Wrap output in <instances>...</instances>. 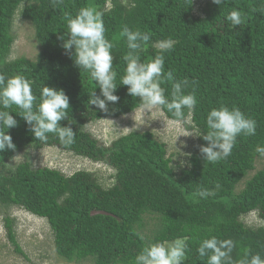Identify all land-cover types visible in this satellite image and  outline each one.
I'll return each mask as SVG.
<instances>
[{
	"label": "trees",
	"instance_id": "trees-1",
	"mask_svg": "<svg viewBox=\"0 0 264 264\" xmlns=\"http://www.w3.org/2000/svg\"><path fill=\"white\" fill-rule=\"evenodd\" d=\"M194 1L63 0L54 8L52 0H0V74L6 79L14 75L28 79L37 104L45 85L63 89L70 109L69 119L61 121V126H71L76 134L71 146L63 145L54 134L41 142L18 115L20 109H7L18 126L6 130L15 152H0V205L20 207L46 220L54 251L66 262L135 264L146 244L186 238L189 251L184 264H207V257L201 258L197 248L212 236L236 242L233 260L242 257L243 249L264 259V169L245 180L261 156L257 147H264V0H224L221 5L207 0L202 16L194 14ZM85 6L103 13L106 38L114 44L118 86L113 94L120 99L108 104V112L88 103L90 93L100 95L99 86L87 71L75 66L71 50L63 49L58 39L68 34L64 12L74 16ZM233 10L244 14V24L233 27L226 19ZM16 14L33 28L40 48L35 61L7 60ZM125 25L150 34L139 53L141 62L158 54L159 42H174L173 49L164 53L165 72L171 70L177 81H189L185 94L193 91L191 82H196L197 104L190 116L185 109V115L198 133V146L208 144L199 135L208 131L209 111L222 105L238 107L255 120V135H239L231 155L218 163L204 161L198 147L187 166L176 168L167 146L150 132H130L107 146L89 134L86 125L108 117L118 119L141 108L139 98L120 85L129 51L126 38L120 35ZM171 83H162L169 98ZM162 113L168 120L181 122L166 109ZM48 147L107 165L114 170L112 186L102 187L93 173L82 170L66 176L56 169L34 168L26 161L7 166L22 150ZM202 188L214 194L195 195ZM95 211L105 214L90 215ZM251 214L258 224L246 223ZM146 218L156 220L150 236L142 232ZM4 228L14 251L23 256L9 217L4 218Z\"/></svg>",
	"mask_w": 264,
	"mask_h": 264
},
{
	"label": "clouds",
	"instance_id": "clouds-1",
	"mask_svg": "<svg viewBox=\"0 0 264 264\" xmlns=\"http://www.w3.org/2000/svg\"><path fill=\"white\" fill-rule=\"evenodd\" d=\"M212 2L221 5L224 0H212ZM61 4L63 0H52L54 8L60 7ZM63 19L67 23L68 34L67 38L64 34L58 35V39L63 41L61 46L66 51L71 50L70 55L74 59L75 66L80 71H87L100 89V95H97L96 91L89 94L88 103L97 106L101 111L108 112V104L118 102L120 97L113 94L118 86L115 83L117 73L113 71L114 44L106 38L103 13L94 7L85 6L74 16L64 12ZM226 19L233 27H237L245 23L246 17L240 11L233 10ZM120 35L126 38L129 49L124 56L126 70L120 85L127 86L129 95L139 98L140 106L145 112L166 109L177 121L190 124L185 109L190 116L197 104L194 91L196 82H191L193 91L185 94V89L190 86L189 81L187 79L177 81L171 70L165 72L164 53L173 49L174 42L171 40L159 42L158 54L151 61L144 63L141 62L139 53L146 48L150 34L139 29L133 31L125 25ZM166 82H172L170 98L162 87V83ZM0 106H2L0 152L8 149L13 152L16 150L11 135L6 134L7 129L18 126V121L7 110L13 106L20 109L18 115L27 121L35 139L46 142L48 134H54L65 146L75 143L76 134L73 128L61 126V121L69 119L68 109H70L69 96L63 89L58 90L45 85L37 104V97L33 94L28 79L22 75H14L6 79L0 74ZM206 125L208 131L199 137L208 144L198 147L204 161L209 163H218L230 156L239 135L251 136L256 132L255 120L246 117L238 107L229 109L222 105L211 109L206 118ZM188 135L192 134L188 133L186 136ZM256 151L264 156V147H257ZM213 194L203 188L195 193L202 198ZM137 235L144 240L142 235ZM235 248L236 242L232 239H218L212 236L200 242L197 252L201 258L207 257V264H264V259H261L259 254L251 255L249 249H243L242 257L233 260L232 253ZM188 251L186 238L150 243L136 255L135 264H184Z\"/></svg>",
	"mask_w": 264,
	"mask_h": 264
},
{
	"label": "rangeland",
	"instance_id": "rangeland-1",
	"mask_svg": "<svg viewBox=\"0 0 264 264\" xmlns=\"http://www.w3.org/2000/svg\"><path fill=\"white\" fill-rule=\"evenodd\" d=\"M207 0L194 1V14L202 16ZM22 6L19 7V10ZM11 34L14 42L8 61L26 58L35 61L39 53V45L34 39V31L30 23L16 14L12 20ZM190 120V119H189ZM85 130L105 146L130 132H150L154 139L167 146V152L176 168L187 166L188 157L198 149V133L193 124L168 120L161 110L145 112L142 108L118 119L104 118L86 125ZM188 133L192 135L186 136ZM29 162L32 167L56 169L66 176L77 171L93 173L100 185L109 188L114 182V170L102 163H94L58 148L48 147L42 150L25 149L7 162V166L15 167L22 162ZM264 169V156L257 157L254 170L249 172L250 179L257 171ZM244 185L241 182L237 191ZM9 217L13 223L16 240L23 256L14 251L7 239L4 218ZM255 214L249 215L247 224H258ZM143 234L150 236L155 228L156 220H144ZM0 264H93L91 260L66 262L54 251L53 237L49 226L43 218L36 217L20 207H4L0 205Z\"/></svg>",
	"mask_w": 264,
	"mask_h": 264
},
{
	"label": "water",
	"instance_id": "water-1",
	"mask_svg": "<svg viewBox=\"0 0 264 264\" xmlns=\"http://www.w3.org/2000/svg\"><path fill=\"white\" fill-rule=\"evenodd\" d=\"M104 212H100V211H95V212H91L90 215H104Z\"/></svg>",
	"mask_w": 264,
	"mask_h": 264
}]
</instances>
